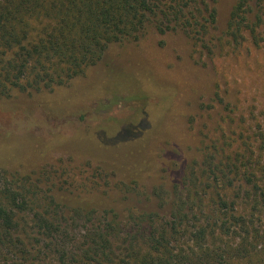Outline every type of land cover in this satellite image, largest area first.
<instances>
[{
    "label": "rangeland",
    "instance_id": "obj_1",
    "mask_svg": "<svg viewBox=\"0 0 264 264\" xmlns=\"http://www.w3.org/2000/svg\"><path fill=\"white\" fill-rule=\"evenodd\" d=\"M235 1L205 0L215 16L204 15L201 41L190 45L181 32L149 27L138 40L110 45L105 60L68 83L0 100V188L37 197L43 208L52 199V208L110 210L119 220L130 211L167 216L175 186L214 148L238 162L258 161L264 30L254 38L245 27L232 36L227 21ZM248 1L251 17L258 0ZM151 90L168 91L164 107L159 95L146 98ZM252 199L241 195L233 212L264 234V203L254 209ZM32 235L21 238L34 241Z\"/></svg>",
    "mask_w": 264,
    "mask_h": 264
},
{
    "label": "trees",
    "instance_id": "obj_2",
    "mask_svg": "<svg viewBox=\"0 0 264 264\" xmlns=\"http://www.w3.org/2000/svg\"><path fill=\"white\" fill-rule=\"evenodd\" d=\"M204 2L0 0V100L16 91L68 83L105 60L110 45L138 40L149 27L161 35L181 32L190 45L193 39L201 41L206 32L204 15L212 20L215 16ZM256 3L258 10L249 17V1H235L227 21L232 36L245 27L254 38L259 28L264 30V0ZM154 93L164 107L168 91ZM154 93L151 90L146 98L153 99ZM256 130L258 161L252 164L248 157V161L238 162L226 148H214L205 160L191 165L181 184L175 186L167 216L157 210L128 211L119 220L110 210L66 207L56 201L52 208V199L43 208L37 197H26L11 185L0 188V261L264 264L262 229L249 223L247 216L233 212L236 199L243 194L253 196L254 209L264 203V131L261 124ZM9 149L5 146L4 150ZM254 153L246 152V156ZM218 154L222 159L214 163ZM258 169L260 176L255 175ZM65 207L69 209H62ZM21 219L26 229L20 226ZM26 231L33 233L34 241L21 238ZM38 236L45 240L36 239Z\"/></svg>",
    "mask_w": 264,
    "mask_h": 264
}]
</instances>
